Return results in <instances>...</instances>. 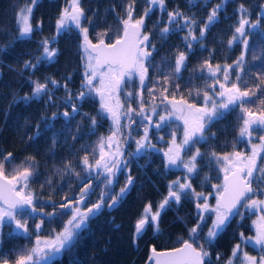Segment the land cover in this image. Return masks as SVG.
<instances>
[{
	"label": "trees",
	"instance_id": "1",
	"mask_svg": "<svg viewBox=\"0 0 264 264\" xmlns=\"http://www.w3.org/2000/svg\"><path fill=\"white\" fill-rule=\"evenodd\" d=\"M62 2L65 1L38 0L30 20L33 32L28 37H20L17 13L26 0H0V156L11 153L14 165H20L22 162L34 164V175L29 181V190L36 198L34 203L43 205L45 213L52 211L51 204L62 203L65 195L71 197L79 193L81 180L67 172L65 165L71 164L76 172H81V177L85 176L86 173L82 172L83 157L88 155L89 161L94 162L93 158L99 157L100 138L111 135L113 129V121L107 113L101 112L99 96L94 92L81 102L75 100V91H78L83 83L84 62L80 47L83 38L75 26L65 31H57L56 24ZM130 2L131 0H80V6L90 20V23L86 20L81 22L82 27L89 29V39L93 43L97 42V33L105 31L108 38L120 34L123 27L120 19L126 17L125 8ZM217 4H223L218 20L198 45L191 49L186 48L184 37L188 31L183 35L172 33L169 39H160L156 28L157 21H161L162 28L166 23L167 12L178 9L184 11L186 16L194 17L197 21L195 33H198L210 9ZM241 5H244L247 11L250 24L259 21L256 28L246 29L249 33V48L245 53V72L242 73L245 79H248L249 87H254L259 83L256 79L257 73L264 70V0H207L206 3L201 0L194 3H190V0H165L164 11L156 8L149 13V17L145 19V31L150 34L156 51L152 54L153 67L149 68L150 79L146 81V85L157 87V99L154 101L156 105L160 107L162 104L159 85H155V79L162 82L163 75L155 71V66L159 65L164 73L170 72V65H174L179 52L186 54L187 67L179 74L180 79H173L168 85L169 92L175 91V85L179 84L177 99L182 95L190 103H197V106L203 103V96L196 97V89L213 94L212 89L207 87L212 81L207 77L206 69L204 78H200V66L207 60L213 68L220 65L223 69L227 65H233L244 51L239 41L234 42L231 47L228 45L239 23ZM134 7V17L138 18L147 7L146 0H135ZM44 40L49 41V48L57 51L51 61L43 59L41 42ZM254 56L260 58L254 59ZM28 61L36 64V67L25 68V62ZM52 79L58 81L59 86L49 83L50 97L48 94H41L39 98L32 97L33 81L43 83ZM234 79L235 72H232L229 83ZM220 80L224 82L222 73ZM216 89L219 90L218 84ZM138 90L139 83L136 82L121 92V101L125 105L122 111H126L128 103L131 102L125 93L131 91V100H135ZM261 95H264V84L257 92V97ZM26 96L32 98L25 100ZM143 99L145 111L150 112L152 102L147 88L143 90ZM69 100L77 106V112L72 113V109L68 108L66 102ZM131 106L138 110L139 102H132ZM260 108H264V105L257 104L252 110L257 112ZM65 111L69 112V117L63 116ZM242 115L239 109L232 111L226 118L213 124L211 132H206L208 139L197 145L203 158H197V172L191 174L190 182L197 192H203L205 195L212 193L208 200L211 206L215 204L212 185L222 183L223 173L219 171V166L210 153L231 152L234 144L237 151L250 153L249 144H260L259 134L254 133L251 142L239 138L238 129L242 121L238 117ZM91 117L97 118L95 126L91 124ZM133 119L136 123L131 124L130 129L124 127L129 121L123 116L120 122L123 133L120 138L126 141L125 144L131 149L135 139L143 135V124H146L141 123V116L133 114ZM149 133L155 147L148 148L145 153L134 158L122 157L127 161L128 167L117 174V182L112 186V192L119 193L120 188L125 185L126 176L131 174L134 183L130 190L120 199V204L114 211L110 213L104 207L90 219L87 228L80 233L76 245L64 255L62 264H147L153 246L157 250H170L180 246L181 238L188 239L189 229L197 223V209L191 197L182 198L179 205L172 204L161 212L158 233L154 234L153 228L149 227L142 237L133 242L135 224L144 208L150 203L155 211L157 205L167 196L168 185L178 179L183 182L188 175L183 169L165 167L166 159L161 153L163 145L159 141L156 142V136L161 133L157 134L152 129ZM175 133L179 138L181 132L176 130ZM29 157L34 158V161L28 160ZM257 165L264 166V151L260 152ZM6 171L11 172L12 166L6 165ZM49 179L52 180L51 185L46 183ZM91 183L95 195L90 197L89 205L97 201L103 189L100 180H92ZM257 198L264 199V195L258 193ZM56 211L62 210L57 208ZM242 211L243 218L237 216L232 219L211 245H204L209 253L205 264H227L229 259H233L234 264H240L239 259L231 256L236 244H240L248 254H253L247 250L248 246L243 244L240 236L243 233L247 238L252 234V214L245 209ZM67 218L63 216L49 221L46 215L37 213L28 219V222L35 225L43 219L42 232L53 234V230L61 229ZM211 223L209 219L204 226L201 242ZM13 229L12 225L0 228V259L14 261L21 249L31 247L34 243L31 236L14 233Z\"/></svg>",
	"mask_w": 264,
	"mask_h": 264
},
{
	"label": "snow or ice",
	"instance_id": "2",
	"mask_svg": "<svg viewBox=\"0 0 264 264\" xmlns=\"http://www.w3.org/2000/svg\"><path fill=\"white\" fill-rule=\"evenodd\" d=\"M206 3L207 0H201ZM194 3V0H190ZM38 4V0H26L24 6L20 7L17 13V24L19 26L20 37H28L33 32V26L30 22L33 9ZM147 7L137 18L134 17L135 0L126 6V17L120 19L123 25L121 33L114 38H108V33H97V42L93 43L89 39V29L82 27V20L90 23L85 16L83 8L80 6V0H71L70 8L66 7L57 20V31L65 27L67 22H71L79 29L82 35V60L84 62L82 90L76 96V99L83 101L88 99L94 92L100 98V109L102 113H107L113 121V129L108 137H101L98 142L99 157H94V162L89 161L88 155L82 159V172L86 173L81 177V172H76L71 164H66L65 169L77 176L81 180L79 193L75 196L63 197V202L59 205L51 204L52 211L45 213L43 205L34 203L36 199L29 190V181L34 175L33 163H21L14 165L11 159L12 154L7 153L0 156V228L5 225H14L13 232H19L25 236H32L28 227V219L33 218V214H44L49 221L67 216L59 231L53 230V234L43 235L41 219L39 224L35 225V240L31 247L21 249L14 261L7 258L0 259V264H62L63 257L69 253L78 242V237L82 230L86 229L90 219L101 212L104 207L112 208L119 203L120 199L126 195L134 183V178L128 174L125 178L124 187L120 188L119 193L112 192V186L117 182V174L126 170L127 161L123 160L124 152L121 144V117L129 121L124 127L131 128V124L136 123L135 116H141L143 121V136L135 139L136 153L141 150L154 148L149 137L148 125H153L152 115L158 116V121L153 125L157 130H162L173 118L183 123V137L180 143L176 141V134L172 132V139L167 151L164 152L166 159L165 167L170 166L183 167L188 175L184 181L175 180L168 185V194L157 205L153 212L149 203L143 210L141 217L135 224L133 242L142 237L147 228L151 227L154 234L160 231L159 221L161 212L172 204L179 205L182 198H193L197 209V223L189 229L188 239H180V246L170 250H157L154 246L151 248L149 260L152 264H205V258L209 253L204 245H211L214 240L227 228L232 219L237 216L243 218V209L257 215V219L252 223L255 227V235L244 237L241 233V240L245 244H251L258 248L259 258L243 252L242 258L238 253L242 251L241 245L236 244L232 250L231 256L240 260V264H264V199L257 198L258 193L264 195V166L257 165V158L260 152L264 151V108L254 112L253 107L264 105V95L257 97L260 86L264 84V70L257 73L254 87H249L248 79L242 73L245 72V53L248 51V35L246 26L256 28L259 21L251 23L247 18V11L244 5L240 6V19L238 26L235 27V33L228 41L229 47L236 41L243 45L244 51L234 61L233 65H227L221 69L220 65L213 68L209 61H204L200 66L201 77L204 78V70H207V77L211 78V83L207 85L212 89L213 94L208 91L201 92L195 90L196 97L203 96V103L197 106L195 102H189L182 95L177 99L179 84L175 85V91L169 92V87L173 79H180L182 69H186L187 56L184 52H179L175 58L174 65H170V72L164 73L160 66H155V71L163 75V81L155 79V85H159L160 103L164 105L162 112H158L154 101L157 99V87H149L146 81L149 80V68L153 67L152 54L156 51L151 43L150 34L145 31V19L149 13L158 8L165 10V0H146ZM223 4H217L211 8L206 20L199 29V38L194 34L197 21L194 17L184 16L179 11L167 12V22L160 28L161 21H157V31L160 39L167 38L170 31L188 29L184 37L185 46L188 49L193 47L192 42L198 41L205 36V33L213 26L219 16ZM183 21V23H181ZM39 27V24L37 25ZM108 39V42H106ZM43 47V57L51 61L57 51L49 48V41L41 42ZM260 57L254 56V59ZM40 61L38 60L37 63ZM165 63H167L165 61ZM25 68H35L36 64L30 61L25 62ZM232 72H235V79L229 83ZM223 75V81L220 80V74ZM138 78L139 90L136 93L135 100H131L133 93L127 91L125 94L131 102L128 103L126 111H122L124 105L121 103L119 93L122 91V85ZM71 79V77H69ZM98 82V87L94 84ZM49 83L59 86L58 81L52 79L45 82L33 81L32 97L39 98L41 94H48L50 97ZM219 85V90L216 85ZM67 91V84L64 85ZM147 88L151 97V114L145 113L143 90ZM167 94V95H166ZM192 96V92H189ZM32 97H24L25 100ZM253 97H256L254 100ZM69 98L71 94L69 93ZM139 102V109H134L132 102ZM72 112L78 111L75 104L70 105ZM239 109L242 116L238 117L242 121L238 129L239 138L251 142L254 133L259 134L260 144H252L251 152L245 153L237 151L235 144L233 151L217 154L211 152L210 156L219 166V171L223 173V183L213 184L215 193V205L208 203L209 196L203 192H197L190 182L191 174L197 172V158H203V154L197 147L201 141H206L208 136L206 132H211V126L221 119L226 118L232 111ZM69 112L63 113L64 117H69ZM55 118V114H53ZM93 126L97 123L96 117H91ZM131 135L130 133L128 134ZM214 137L215 134L213 133ZM163 139V137H160ZM113 146L114 150H113ZM106 147L110 151L106 152ZM193 149H195L194 154ZM95 151V149L93 150ZM181 153L190 154L187 159ZM28 160L34 161L29 157ZM6 165L12 166V171H6ZM95 173V175H93ZM103 177V179H100ZM207 179V178H206ZM92 180H100L103 189L97 201L89 205L88 201L92 195H95V189L92 186ZM51 185L52 180L46 181ZM43 187V186H42ZM110 201V202H109ZM59 208L62 211L57 212ZM212 223L208 227L207 233L203 236L201 242V233L208 220ZM195 245V246H194ZM227 264H234L233 259H229Z\"/></svg>",
	"mask_w": 264,
	"mask_h": 264
},
{
	"label": "rangeland",
	"instance_id": "3",
	"mask_svg": "<svg viewBox=\"0 0 264 264\" xmlns=\"http://www.w3.org/2000/svg\"><path fill=\"white\" fill-rule=\"evenodd\" d=\"M63 11V10H62ZM66 25H72V26H75L74 24H72L70 21L69 22H67L66 24H65V26ZM137 80H138V78H137ZM94 82H96V81H94ZM97 87L99 86L98 85V82H96V83H94ZM119 98H120V101H121V99H122V97H120L119 96ZM121 103H122V101H121ZM124 107H125V105H124ZM163 108H164V105L162 104L160 107H158L157 108V111L158 112H162V110H163ZM145 113L146 114H151V111L149 112V111H145ZM152 121H153V125L155 124V122H157L158 121V116H155V115H152ZM109 119V118H108ZM112 120V119H111ZM141 121H142V117H141ZM143 123H146V124H148V122L147 121H143ZM113 124V123H112ZM153 125H148V127H149V130H151L152 129V131L153 132H155V133H157L158 134V132L159 133H161V134H159L158 136H156V142L157 141H159V142H161L162 143V145H163V151H161V153H162V155H163V157H164V152L165 151H167V148L169 147V145H170V143H171V139H172V132L174 131H176V130H178V131H180L181 132V136L179 137V138H177V136H176V141H177V143H180V141L182 140V137H183V131H182V129H183V123H182V121H178V120H175V118H173L172 120H171V122L167 125V126H165V127H163V129L161 130V131H159V130H157ZM151 127V128H150ZM153 127V128H152ZM155 130V131H154ZM143 133V132H142ZM164 134V135H163ZM176 134V133H175ZM143 136V135H142ZM141 136V137H142ZM151 135H150V133H149V137H150ZM166 136L168 137V138H166ZM160 137H163V139H160ZM120 140L121 141H124L122 138H120ZM150 141H151V144H153V140H151V138H150ZM257 146H259V144H256ZM114 147L115 146H113V150H114ZM129 146L127 145V144H125V142L124 143H122L121 144V149H122V151L124 152V156L123 157H136V154L135 155H132V154H134L135 153V151H132V150H135L136 149V144L134 143V145H133V149H131V148H128ZM162 148V147H161ZM251 148H252V144H249V149L251 150ZM150 149H153V148H150ZM108 151H110L109 149H107V147H106V152H108ZM194 152H195V150L193 149V153L192 154H194ZM181 155L182 156H184V158L185 159H187L188 158V156L190 155V154H185V153H181ZM172 168H174V169H183L185 172H186V169H184L183 167H175V166H171ZM187 173V172H186ZM215 205V204H214ZM246 210V209H245ZM246 211H248V210H246ZM154 212V211H153ZM249 212V211H248ZM250 214H252V222L254 221V220H256L257 219V215L258 214H254V213H252V212H249ZM33 215H37V213H35V214H33ZM251 222V230H252V234L249 236V237H251V236H254L255 235V227H254V225H253V223ZM40 223V222H39ZM38 223V224H39ZM36 224H37V222H36ZM43 226V225H42ZM43 233V232H42ZM43 235H45V236H47V235H50V234H48V233H43ZM34 240H35V237L33 238ZM243 244H244V242H243ZM247 246H248V248H247V250L248 251H250V252H253V254H251V256H257V258H259V256H260V252H259V249L258 248H254L251 244H247ZM242 249V251L240 252V254H239V256H242V254H243V252H246V250H244L243 248H241ZM147 264H151V262L149 261V263H147Z\"/></svg>",
	"mask_w": 264,
	"mask_h": 264
},
{
	"label": "flooded vegetation",
	"instance_id": "4",
	"mask_svg": "<svg viewBox=\"0 0 264 264\" xmlns=\"http://www.w3.org/2000/svg\"><path fill=\"white\" fill-rule=\"evenodd\" d=\"M60 1H62V0H60ZM63 1H65V2H62V5H61V7H62V9H61V11L59 12V17H60V15H61V13L63 12L62 10H64L66 7H69L70 8V5H71V0H63ZM196 0H194V2H195ZM174 11H179L178 9H175ZM179 12H181L184 16H186V13L184 12V11H179ZM188 15V14H187ZM167 19H168V17H167V14H166V22H167ZM181 23H183V21H181ZM69 27H74V26H70V25H66L63 29H61L60 31H65L66 29H68ZM247 28H250L249 26H246V29ZM56 29H57V27H56ZM185 31H188V29L187 28H184L183 30H179V28H177V30H174V31H170L168 34H167V38L169 39L170 37H171V35H172V33H176L177 35H183V33L185 32ZM195 35L199 38V32L198 33H195ZM202 38H200L198 41H193L192 42V44H193V46H195V45H198L199 43H200V40H201ZM94 43H96V42H94ZM43 59H44V57H43ZM139 83V81L137 80V78H134L133 79V81H131V82H128L126 85H122V91H124V90H126V89H129L130 88V86H133L135 83ZM94 83H96V82H94ZM146 83V82H145ZM82 90V86L78 89V91H75V94H74V97H75V100L77 101V102H81V101H79V100H77L76 99V96L78 95V93L80 92ZM121 91V92H122ZM119 93V96L121 97V94L122 93ZM99 100H100V98H99ZM67 103V106H68V108H70L71 109V107H70V105L71 104H74L72 101H67L66 102ZM99 103H100V101H99ZM78 109V108H77ZM79 110V109H78ZM70 111V110H69ZM73 113V112H72ZM110 118V117H109ZM153 128V127H152ZM181 136V135H180ZM146 152V150H141V153H139V154H136V156L137 155H140V154H143V153H145ZM135 153H136V149H135ZM128 193V192H127ZM126 193V194H127ZM116 209V208H115ZM114 209V210H115ZM106 210H107V207H106ZM114 210H112V211H114ZM108 211V210H107ZM112 211H108V212H112ZM36 225V224H35ZM35 225L33 224V225H31V223L30 222H28V227H29V230H30V232H32L33 233V235L30 237V238H34L35 237ZM13 226V228H14V225H12ZM17 233H19V232H17ZM21 234V233H20ZM22 235H24V234H22ZM250 255V254H249Z\"/></svg>",
	"mask_w": 264,
	"mask_h": 264
},
{
	"label": "water",
	"instance_id": "5",
	"mask_svg": "<svg viewBox=\"0 0 264 264\" xmlns=\"http://www.w3.org/2000/svg\"><path fill=\"white\" fill-rule=\"evenodd\" d=\"M245 141H247L246 139H244ZM222 183H223V179H222ZM119 204H120V202L118 203V204H116L115 206H113L112 208H107V210L108 211H112V210H114L115 208H117L118 206H119ZM22 234V233H21ZM144 235V234H143ZM142 235V236H143ZM150 254H151V252H149V255H148V259H149V257H150ZM150 261V260H149ZM151 262V261H150ZM151 264H152V262H151Z\"/></svg>",
	"mask_w": 264,
	"mask_h": 264
}]
</instances>
